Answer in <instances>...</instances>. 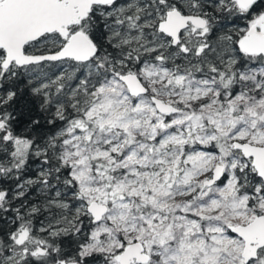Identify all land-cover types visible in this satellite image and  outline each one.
I'll return each instance as SVG.
<instances>
[{
	"label": "snow or ice",
	"instance_id": "6c2138e0",
	"mask_svg": "<svg viewBox=\"0 0 264 264\" xmlns=\"http://www.w3.org/2000/svg\"><path fill=\"white\" fill-rule=\"evenodd\" d=\"M0 264H264V0H0Z\"/></svg>",
	"mask_w": 264,
	"mask_h": 264
}]
</instances>
